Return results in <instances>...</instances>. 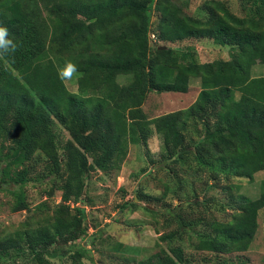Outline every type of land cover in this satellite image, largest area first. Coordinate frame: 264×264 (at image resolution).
I'll return each mask as SVG.
<instances>
[{"label": "trees", "instance_id": "16d2710c", "mask_svg": "<svg viewBox=\"0 0 264 264\" xmlns=\"http://www.w3.org/2000/svg\"><path fill=\"white\" fill-rule=\"evenodd\" d=\"M239 2L242 17L224 2L210 0L201 7L206 18H199L185 13L182 0H0V26L18 45L10 57L0 56L11 69L0 80V189L17 186L10 211L31 215L0 237V264H50L53 246L83 238L85 208L76 204L90 203L86 177L96 169L119 170L130 146L137 145L145 148L151 165L163 163L176 182L164 183L158 197L135 195L164 203L163 210L143 206L154 223L162 215L166 232L159 241L194 238L195 250L216 256L249 249L264 209V180L255 199L234 181L251 182L264 171V75L253 71L264 65V0ZM151 28L162 43L210 39L229 46L230 58L198 63L192 48L154 46ZM94 53L111 57L92 58ZM69 61L77 71L61 78ZM190 81L198 82L200 91L188 108L148 119L142 105L149 93H186ZM156 133L161 139L157 161L148 147ZM98 142L100 154L91 164ZM197 178L203 179L202 195L220 188L226 200L210 206L212 199L199 198ZM37 183L46 184L48 198L61 191L59 204L43 201L29 208L25 188ZM211 207L232 215L218 220ZM119 208L135 211L138 204L132 198ZM37 212L42 215L35 218ZM116 250L134 248L119 244ZM155 255L157 264L191 262L181 246Z\"/></svg>", "mask_w": 264, "mask_h": 264}, {"label": "rangeland", "instance_id": "374dc122", "mask_svg": "<svg viewBox=\"0 0 264 264\" xmlns=\"http://www.w3.org/2000/svg\"><path fill=\"white\" fill-rule=\"evenodd\" d=\"M186 3L183 9L188 15L199 18H206V13L201 8L210 0H182ZM224 2L232 13L237 17L244 15L239 0H217ZM157 14L152 16L153 23L157 21ZM154 29V28H153ZM151 28L149 38L154 46L163 45L161 47H172L174 49L192 48V56L198 63L212 62L214 60H229L231 49L229 46L215 45L210 39L186 40L175 44L162 43L157 40L155 29ZM165 44V45H164ZM92 58H110V55L103 53L91 54ZM0 80L4 78L11 69L7 64L0 61ZM257 75H264V65L261 64L253 69ZM66 84L71 91L76 90V86L72 80H67ZM199 85L196 81H190L188 91L186 93H149L142 105V109L148 119L153 120L167 113L188 108L196 99L199 93ZM152 126L153 123H152ZM64 139L68 138V134L61 130ZM161 139L158 133L154 135L148 143L151 157L158 160ZM92 155H89L90 163L100 154V143L95 145ZM90 154V153H89ZM148 156L145 154V148L141 145L130 146L127 158L121 165L119 170L112 169L107 172L98 171L90 172L86 177V186L90 203L76 204L85 208L83 225L86 228V235L80 240L68 244L55 245V256L50 258V264H140L141 262L149 264H157L156 253L161 249L168 250L171 246H181L190 264H264V209L258 213L259 228L255 238L245 253H231L227 255L216 256L213 253L200 252L194 249L196 239L184 238L183 241L165 243L159 241V236L166 232L164 230V221L159 216L157 222L150 215L145 213L143 206L149 209L159 208L163 210L164 203L156 202L147 203L143 197L136 198L135 195L141 191L149 196H159L163 190V184H170V187L176 182L169 176L168 171L163 167V163L157 162L151 165L148 162ZM40 168L37 167L36 172ZM183 178L190 179L185 174H180ZM264 180V171L255 174L254 178L249 182L246 179H238L240 192L252 199L260 194V182ZM17 186L12 184L3 185L0 189V237H4L20 227L21 223L27 222L31 216L29 212L22 211L13 213L10 211L12 202L11 191ZM45 183L31 185L25 188L27 194V202L29 208L34 209L38 204L46 201L48 206H54L61 201V191L55 190L52 197L48 198L45 189ZM196 192L199 198L212 199V203L220 204L228 197L220 188L206 189L204 195L203 179L195 180ZM189 190V189H187ZM185 189V191H187ZM134 198L138 208L135 211L121 210L119 204L130 201ZM169 202V201H168ZM176 203V200H171ZM157 203V204H156ZM194 209H200L194 206ZM213 215L221 221H228L232 214L217 213L212 208ZM48 213V212H44ZM41 213L37 212L34 216L38 218ZM33 217V218H34ZM195 218L193 214L190 216ZM31 225H35L34 219ZM94 238V240L91 239ZM124 245L134 248L132 252L125 253L117 251L118 245ZM81 255L78 261H74L73 256ZM13 262V263H12ZM9 264H26L24 261L8 262Z\"/></svg>", "mask_w": 264, "mask_h": 264}, {"label": "clouds", "instance_id": "9594fccd", "mask_svg": "<svg viewBox=\"0 0 264 264\" xmlns=\"http://www.w3.org/2000/svg\"><path fill=\"white\" fill-rule=\"evenodd\" d=\"M18 45L10 37L7 27L0 26V56L10 57L15 53ZM77 71V65L71 61L67 62L60 71L61 78H71L72 74Z\"/></svg>", "mask_w": 264, "mask_h": 264}, {"label": "water", "instance_id": "95a60500", "mask_svg": "<svg viewBox=\"0 0 264 264\" xmlns=\"http://www.w3.org/2000/svg\"><path fill=\"white\" fill-rule=\"evenodd\" d=\"M161 48H164V47H161Z\"/></svg>", "mask_w": 264, "mask_h": 264}]
</instances>
